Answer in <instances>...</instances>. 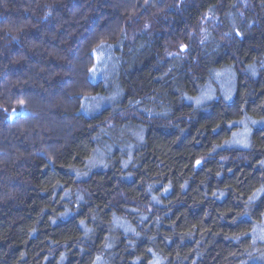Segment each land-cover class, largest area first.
<instances>
[{
  "label": "trees",
  "instance_id": "trees-1",
  "mask_svg": "<svg viewBox=\"0 0 264 264\" xmlns=\"http://www.w3.org/2000/svg\"><path fill=\"white\" fill-rule=\"evenodd\" d=\"M262 162L264 0H0V264H264Z\"/></svg>",
  "mask_w": 264,
  "mask_h": 264
},
{
  "label": "rangeland",
  "instance_id": "rangeland-1",
  "mask_svg": "<svg viewBox=\"0 0 264 264\" xmlns=\"http://www.w3.org/2000/svg\"><path fill=\"white\" fill-rule=\"evenodd\" d=\"M99 57H102L103 55L107 54L106 50L103 48L101 49L99 52ZM104 64L106 67H109L107 70H105L103 72V74H106L104 77H108L111 78L109 76V73L111 71L112 66L114 65V63L111 62V59H104ZM100 71H98V73L95 75V77L97 78L100 74ZM218 87L220 88L221 92H223V95L225 96L226 100H231V97H227L229 96V92L234 84L231 76H228V74H223L221 75V77L218 78L217 81ZM216 98V93L211 92V91H207L206 93L202 94L201 96H199L195 103H197L198 105H205L207 103H209L210 101H212L213 99ZM89 103V102H88ZM87 103V104H88ZM105 107L102 106H97V104L94 101L90 102V106H88V111L87 114L89 115H95L98 114L99 112H101ZM259 125H261L260 122L258 121H252V120H246V122H242L241 126H242V130L240 131V133H238V135H236V143L244 148H248V143H249V139L250 136L253 132V130L255 128H257ZM102 264V262H101Z\"/></svg>",
  "mask_w": 264,
  "mask_h": 264
},
{
  "label": "snow or ice",
  "instance_id": "snow-or-ice-1",
  "mask_svg": "<svg viewBox=\"0 0 264 264\" xmlns=\"http://www.w3.org/2000/svg\"><path fill=\"white\" fill-rule=\"evenodd\" d=\"M147 27V26H146ZM234 35L235 36H237V37H239L240 35H241V33L239 32V31H236L235 33H234ZM101 47H104V45H101ZM185 51H187V46H185V45H181L180 46V52H185ZM174 58H179L178 56H174ZM21 103H23V102H21ZM16 113L14 112L13 113V115H15ZM10 119H11V117H9ZM197 164H200V161H197L196 162ZM262 163H264V162H262Z\"/></svg>",
  "mask_w": 264,
  "mask_h": 264
},
{
  "label": "water",
  "instance_id": "water-1",
  "mask_svg": "<svg viewBox=\"0 0 264 264\" xmlns=\"http://www.w3.org/2000/svg\"><path fill=\"white\" fill-rule=\"evenodd\" d=\"M12 116H14V115H12Z\"/></svg>",
  "mask_w": 264,
  "mask_h": 264
}]
</instances>
